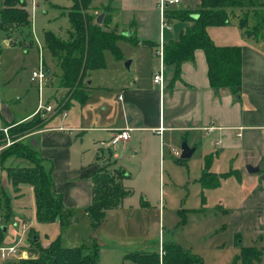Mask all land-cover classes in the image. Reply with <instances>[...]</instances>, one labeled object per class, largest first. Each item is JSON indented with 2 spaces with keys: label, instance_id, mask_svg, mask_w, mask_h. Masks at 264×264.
I'll return each instance as SVG.
<instances>
[{
  "label": "crops",
  "instance_id": "0c3cea01",
  "mask_svg": "<svg viewBox=\"0 0 264 264\" xmlns=\"http://www.w3.org/2000/svg\"><path fill=\"white\" fill-rule=\"evenodd\" d=\"M2 1L0 0L1 6ZM197 4V0H178L175 4L167 5L165 10L187 7L192 9L196 8ZM106 5L110 6L107 8L110 9L107 27L114 28L117 33L134 35L138 41L130 44L120 40V50L122 45L129 44L138 52L131 56V59L122 55L121 59L114 61L116 74L110 82L95 74V71L104 67L87 71L84 80L88 97L85 102L80 104L69 101L64 109L55 107L53 113H61V117L57 118L59 114L48 116L44 126L33 132L34 148L51 164L53 188L61 196L62 207L69 214V223L71 212L78 211L86 217L89 225L84 212L91 200L92 183L89 174L102 160L99 151L107 147L106 143L112 131L128 126L131 128L129 139L114 147L109 146L111 153L107 157L115 163L119 158H133L137 163V170L153 167L155 158L158 163L160 155L163 158L165 155L167 163L172 164L174 157H179L180 143L185 141L188 147L193 148L188 158L194 155L197 157L200 171L204 158L207 157L210 160L207 169L209 172L216 175L233 173L219 178L215 187L202 188L198 179H194V183L199 185L205 195L204 204H211L209 208L204 206L196 211L203 213L215 209V213L225 216L227 224L224 228L231 246L239 244L242 247L263 249L264 180L261 175L264 174V51L227 41V33L224 34L223 31L219 32L220 40L217 41L210 35L211 28L208 27V36L214 44L240 46L239 91L233 94L226 87L211 88L207 78L205 56L201 49H195L192 59L182 61L175 75L174 67L163 63V91L159 92L151 80L159 64L158 56H154L152 52L159 42V30L157 39L154 40L138 33L139 30L143 31L145 26L155 24L159 29L158 0L100 2V8ZM27 7L26 5V9ZM164 21L168 28L162 30L163 44L168 40L177 39L179 33L191 25L190 21L167 19L166 15ZM1 47L7 49L8 46L0 33ZM146 49L147 54L141 53ZM126 60H129L128 68L123 66ZM51 62L56 66L52 58ZM45 68L48 70L47 79L51 69L46 66ZM124 70H130L129 75ZM5 84V79L0 76V89ZM48 95L46 102L50 105L52 96L55 95L51 92ZM61 95L62 89L59 88L58 96L61 98ZM37 96L39 97V94ZM111 98H114L113 101H110ZM18 100H21L20 97ZM38 104L39 102L30 111L18 115H14L6 106L0 107V120L5 123L28 119L40 111ZM83 107L87 109L84 113ZM94 120L98 124L88 125ZM159 126L162 127L161 132L157 131ZM82 132H98L90 151L85 150L82 145ZM99 133H105L106 136L100 137ZM246 165L258 167V171L247 172ZM125 174L127 177L122 179V185L134 191V176L128 172ZM21 190L28 193L33 201L31 187L28 185H18L13 197L19 196ZM217 190L226 194L219 196L215 194ZM124 200L123 198L118 206L121 207ZM117 207L105 210L103 218L108 211L111 213ZM14 215L21 216L24 221L29 222L28 225L31 224L22 213ZM47 224L57 225L61 230L67 226L58 227L57 220ZM22 225L27 227L26 224ZM99 225L94 231L89 226L91 232L87 237V244L90 237H94L97 243L95 231ZM1 227L2 231L6 230L4 225ZM252 262L264 264V252L259 260Z\"/></svg>",
  "mask_w": 264,
  "mask_h": 264
},
{
  "label": "rangeland",
  "instance_id": "374dc122",
  "mask_svg": "<svg viewBox=\"0 0 264 264\" xmlns=\"http://www.w3.org/2000/svg\"><path fill=\"white\" fill-rule=\"evenodd\" d=\"M101 1L94 0L93 2L95 3L90 2V10L88 11L93 19L101 14L100 22L103 21L104 15L106 16V14L110 13V9L107 10V8H110L109 5L100 8ZM24 2V8L31 20L30 28L34 39L32 47L27 48L25 51H22L16 45H7V49L6 47L0 48L2 58H0V76L6 82L0 89V107L6 106L14 115L30 111L38 102L41 106L47 105L46 100L49 92L55 95L52 96L53 100L50 103L52 110H55V107L59 108L65 102L58 96L60 68L51 64L49 52L43 46L42 35L44 31H50L60 38H65L69 23L66 16L61 13H65L71 7L72 1L24 0ZM26 5L28 6L27 9ZM54 6L59 7L54 8ZM195 9L187 7L184 10L191 14ZM262 13L264 14V8ZM235 14L236 17L231 19L226 26L209 27L211 28L209 31L210 35L219 41V32L223 31L224 34L227 33V41L264 51V40L246 38L240 33L244 30L237 25V17H240V13L237 12ZM247 23V29H249L252 25V19L248 18ZM158 30V25L155 24L149 27L145 26L143 31L139 30L138 33L143 34L147 39L154 40L157 39ZM132 37L134 38L135 36L133 35ZM118 41L116 44L119 48L122 43L119 42L118 44ZM37 45H39L42 54L43 65L51 69L44 86L39 92V97L37 96L35 83L29 79L30 72L37 66L38 62ZM155 49L156 47L152 49L153 55L156 53ZM120 52L123 56L131 59V56L138 51L135 47L125 44L121 46ZM142 52L147 54L148 50L146 49V51L143 50ZM103 57L104 68L95 71V74L97 76L100 75V79L110 82L116 74V62H114L115 59L107 50L103 52ZM124 72L129 75L130 70H124ZM18 97L21 100H18ZM113 99L111 98L110 101H113ZM86 110V107L82 108L83 113ZM44 112L43 108H41L40 111L35 112L30 118L20 121L14 120L4 123L0 120V132L4 136V141L0 144V151L16 141H22L34 147L33 132L11 137L8 134V128L11 127L13 129L20 122L24 124L27 122L31 123L36 117L44 118L45 121L48 116L59 114L55 112L50 115L53 111ZM60 117L61 113L57 115V118ZM96 124L98 123L94 120L88 125ZM81 134H83L82 145L84 149L90 151L93 147V139L97 137L98 132H82ZM99 134H101L100 137L106 136L105 133ZM110 148L107 146L103 151H99L103 158L98 162L97 168H103L108 171L123 169L124 172L134 176L133 182L135 186L134 191L130 188L131 194L124 198L125 200L122 202L121 207L118 206L111 213L110 211L107 212L103 222L95 231L98 238L97 264H131V260L125 257L126 254L139 251L157 254L158 245L163 246L167 243L198 255L201 260L200 264H242L237 259L242 246H239V244L231 246L224 228L225 224H227V218L215 213V209H210L203 213L196 211L204 206L209 208L211 204L209 202L204 204L205 195L199 189V185L194 183V179H198L201 175L199 162L195 155L186 159L174 157L172 164L167 163L165 155L164 158L160 155L158 163H156L155 158L153 167L137 170V163L133 158H119L115 163L114 160L107 157L111 153ZM30 166L32 165L26 160L13 156L0 161V187L10 200L8 220L3 222L0 219V243L10 245L19 242L21 247H24L28 252H32L34 256L38 252L29 243V239L32 237H40L39 245L43 248L48 247L56 237H59V241L63 246L87 245V237L91 231L86 217L81 212L72 211L70 215L71 222L61 230L54 224L35 222L33 218L34 203L24 190L19 192V196L13 197L15 188L7 182L6 169L27 168ZM215 194L220 196L221 194H226V192L217 190ZM206 197L208 196L206 195ZM14 213H22L25 219L31 221V224L28 225V221H24L21 216L14 215ZM22 224L27 225L23 233H21ZM3 225L5 226V231L1 230ZM241 245L243 244L241 243ZM262 252H264V248ZM19 259L22 258L17 257L8 261L0 260V264H12ZM251 264L257 263L251 262Z\"/></svg>",
  "mask_w": 264,
  "mask_h": 264
},
{
  "label": "trees",
  "instance_id": "16d2710c",
  "mask_svg": "<svg viewBox=\"0 0 264 264\" xmlns=\"http://www.w3.org/2000/svg\"><path fill=\"white\" fill-rule=\"evenodd\" d=\"M71 7L65 11L69 29L65 38H60L50 31H44L42 42L50 57L60 68L59 88L62 89L59 109L67 107L69 101L84 103L88 97L85 82L86 72L104 67L103 52L109 51L115 60L122 57L117 46L118 40L130 44L138 42L131 35L117 33L114 28L107 27L109 14L103 21L95 22L88 12L91 0H71ZM196 9L191 14L184 9H166L167 19L175 18L190 21L191 25L179 33L177 39L168 40L162 45V61L174 67V75L182 61L191 60L195 49H201L207 64V78L213 89L226 87L235 94L240 89V46H219L213 43L207 33L208 27L226 26L231 19L237 17V25L244 29L242 34L254 40H264V0H197ZM24 0H3L0 8V33L7 45H16L25 51L32 47L34 39L30 28V16L24 8ZM106 17V20H105ZM248 18L252 25L247 29ZM94 20V21H93ZM247 29V30H246ZM8 39V40H7ZM44 118L36 117L33 122H20L15 128H8L11 137L22 136L34 132L44 126ZM4 136L0 132V144ZM13 156L24 159L32 166L27 168L6 169L9 184L31 187L34 203V218L39 223H51L56 219L64 228L69 223V214L62 207L61 196L53 188L51 164L43 159L39 152L29 144L16 141L0 151V161ZM209 158H204L201 175L198 181L202 188L215 187L219 178L233 174L232 172L213 174L209 172ZM127 174L122 169L108 171L95 168L90 174L91 200L84 208L92 231L100 224L104 211L120 205L123 198L131 194V190L122 185ZM10 200L0 187V219L6 222L9 217ZM35 237L29 243L37 250L34 257L22 258L12 264H97V243L90 237L89 244L74 247L62 246L56 237L48 247H40ZM1 240V239H0ZM161 264H200L198 255L167 243L162 246ZM262 248L241 247L237 259L242 264H250L259 260ZM133 264H157V254L139 251L125 255Z\"/></svg>",
  "mask_w": 264,
  "mask_h": 264
},
{
  "label": "built area",
  "instance_id": "2783aa9c",
  "mask_svg": "<svg viewBox=\"0 0 264 264\" xmlns=\"http://www.w3.org/2000/svg\"><path fill=\"white\" fill-rule=\"evenodd\" d=\"M178 0H158V11H159V42L157 43L156 46V55L159 58V64L157 69L153 72L151 80L152 83L154 85H156L158 87L159 92L163 91V61H162V30L163 28L166 27L165 24V8L167 5L170 4H175L177 3ZM168 28V27H166ZM38 46V62H37V66L30 72V76L29 79L30 81H33L35 83L37 92L39 94L41 88L44 86V82L46 80V70H45V66L42 63V54L40 52V48L39 45ZM38 108H43V110L45 112H50L53 111V108L50 105H44L41 106V104H38ZM52 112V113H53ZM130 131L131 128L128 126H124V127H119V128H115L109 139L107 140V146H112L114 147L115 145H117L120 142H125L129 139L130 137ZM158 132L162 131V127L159 126L157 128ZM3 132H5V130H3ZM25 225H22L21 227V233L24 232L25 229ZM20 241V240H19ZM162 255H163V249L161 245H158V253H157V259H158V264H161V259H162ZM28 258V257H34L32 252H28L24 247H21L19 245V242H16L14 244H10V245H5L0 243V260H6L8 261L9 259H13V258Z\"/></svg>",
  "mask_w": 264,
  "mask_h": 264
},
{
  "label": "water",
  "instance_id": "95a60500",
  "mask_svg": "<svg viewBox=\"0 0 264 264\" xmlns=\"http://www.w3.org/2000/svg\"><path fill=\"white\" fill-rule=\"evenodd\" d=\"M100 19H101V14H99L96 18H95V22L96 23H99L100 22ZM124 35H127L128 36V33L124 34ZM128 64H129V60H126L124 63H123V66L125 68H128ZM47 74H48V70L47 68H45ZM236 97H238V94H236ZM193 151V148L192 147H188L186 145V142L185 141H182L180 143V154H179V158L181 159H186L188 158L191 153ZM245 169L247 172H257L258 171V167L256 166H250V165H246L245 166ZM261 178L264 180V174L261 175ZM34 240H36V238H34Z\"/></svg>",
  "mask_w": 264,
  "mask_h": 264
}]
</instances>
